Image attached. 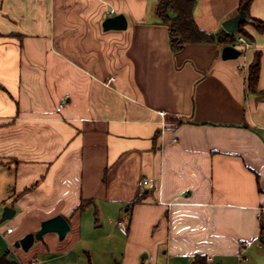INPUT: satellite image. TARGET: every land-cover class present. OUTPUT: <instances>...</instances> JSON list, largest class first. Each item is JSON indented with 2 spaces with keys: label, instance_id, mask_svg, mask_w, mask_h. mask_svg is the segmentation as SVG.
<instances>
[{
  "label": "crops",
  "instance_id": "1",
  "mask_svg": "<svg viewBox=\"0 0 264 264\" xmlns=\"http://www.w3.org/2000/svg\"><path fill=\"white\" fill-rule=\"evenodd\" d=\"M194 2L206 32L240 12L239 0ZM157 3L0 0V180L16 215L11 261H37L9 255L43 220L62 215L66 235H77L94 207L89 219L98 223L99 211L117 218L126 237L116 264H264V34L247 25L252 46L242 53L237 42L234 59H222L219 44L173 52ZM248 13L264 21V0H252ZM117 14L126 28L104 30Z\"/></svg>",
  "mask_w": 264,
  "mask_h": 264
},
{
  "label": "rangeland",
  "instance_id": "2",
  "mask_svg": "<svg viewBox=\"0 0 264 264\" xmlns=\"http://www.w3.org/2000/svg\"><path fill=\"white\" fill-rule=\"evenodd\" d=\"M5 191L0 180V254L9 249L10 238L5 231L8 227L14 229L16 218L13 215L2 219L4 209L12 208V204L5 200ZM99 212L100 219L96 224L93 219H89L95 218L94 207H89L82 214L77 235L70 232L63 239L49 238L52 233L48 232L41 239L35 240V244L28 251L21 248L11 249L9 257L21 263L36 258L42 264H116L124 254L126 237L115 223L117 218H113V223L106 213L102 215Z\"/></svg>",
  "mask_w": 264,
  "mask_h": 264
},
{
  "label": "trees",
  "instance_id": "3",
  "mask_svg": "<svg viewBox=\"0 0 264 264\" xmlns=\"http://www.w3.org/2000/svg\"><path fill=\"white\" fill-rule=\"evenodd\" d=\"M252 0H239V10H243L246 19L241 21L234 33L224 29L216 32H206L200 29L193 18L194 0H158L156 15L160 21L168 26L170 48L173 52L180 51L187 44H219L235 45L238 37L253 40L246 26H252L256 32L264 34V21L251 17L248 13ZM255 63L247 69V89L254 92L259 74V53L255 54ZM81 205L76 208L78 210ZM0 264H17L8 258V250L0 254Z\"/></svg>",
  "mask_w": 264,
  "mask_h": 264
},
{
  "label": "water",
  "instance_id": "4",
  "mask_svg": "<svg viewBox=\"0 0 264 264\" xmlns=\"http://www.w3.org/2000/svg\"><path fill=\"white\" fill-rule=\"evenodd\" d=\"M245 19L246 17L244 11L241 9L235 18L229 19L223 23V29L229 33H234L238 24ZM126 26L127 20L123 14L109 16L102 22V27L104 30H123L126 28ZM220 53L222 59H234L241 54V51L235 48L233 45H224L222 46ZM14 213L15 210L13 208L6 207L3 211L2 219L4 220L12 217ZM69 229L70 226L66 218H64L62 215H55L43 220L40 223L39 229L37 231L26 233L23 237L16 240L13 246L27 251L32 246L33 242L35 240L41 239L44 234L48 232H55L60 239H63Z\"/></svg>",
  "mask_w": 264,
  "mask_h": 264
},
{
  "label": "built area",
  "instance_id": "5",
  "mask_svg": "<svg viewBox=\"0 0 264 264\" xmlns=\"http://www.w3.org/2000/svg\"><path fill=\"white\" fill-rule=\"evenodd\" d=\"M237 42L242 46V48L240 49L242 51V53H244L246 50H248L252 46V42L246 40L244 37H241V36L237 38ZM239 68L243 69V66H239ZM67 99H68V96H65L59 106H62L66 102ZM159 114L163 116L165 114V112L160 111ZM12 231H13L12 228H7L6 229V234H10V233H12ZM238 257L240 259H245L246 258V256H243L241 254H239ZM30 264H38V262L37 261H32Z\"/></svg>",
  "mask_w": 264,
  "mask_h": 264
}]
</instances>
